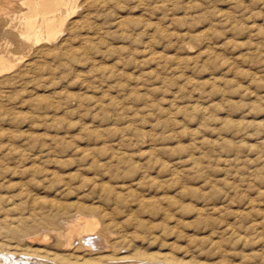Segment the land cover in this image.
<instances>
[{"label": "rangeland", "instance_id": "obj_1", "mask_svg": "<svg viewBox=\"0 0 264 264\" xmlns=\"http://www.w3.org/2000/svg\"><path fill=\"white\" fill-rule=\"evenodd\" d=\"M62 2L31 46L30 0H0V240L64 253L80 214L109 254L264 264V0Z\"/></svg>", "mask_w": 264, "mask_h": 264}, {"label": "bare ground", "instance_id": "obj_2", "mask_svg": "<svg viewBox=\"0 0 264 264\" xmlns=\"http://www.w3.org/2000/svg\"><path fill=\"white\" fill-rule=\"evenodd\" d=\"M63 4H64V2H62V0H58V1H54V0H30V9H29L30 13L26 15L24 28H22L20 34L18 35L20 40L23 41L25 44L31 45V46H37L40 44L46 45V43L49 44V42L51 43V41L54 39L56 33L59 31L61 25H63L62 22L60 21V17H59V12L62 11L61 10L62 6H65ZM87 7H89V6H87ZM65 13H66V11H65ZM62 20H63V18H62ZM58 33H60V32H58ZM7 66H8V63H7L6 59H4V57H0V74L5 72L6 70H8ZM172 176H175V175L173 174ZM46 179L47 178H45V180ZM142 179L143 178H141V180ZM136 184L139 185L140 183L136 182ZM99 186H98V188H99ZM104 186H102V187L105 191ZM124 186H125V184H124ZM118 196L121 197L120 195H118ZM116 197H117V195H116ZM139 202H140V200H139ZM55 204L53 206H55ZM66 204H68V203H66ZM140 205H141V203H140ZM48 206H49V203H48ZM68 206H70V205L68 204ZM17 207L19 208L18 205H17ZM55 208H56V206H55ZM78 208H79V206H78ZM88 208H89V206H88ZM141 208H142V205H141ZM57 209H58V207H57ZM76 209H77V206H76ZM85 210H87V208H85ZM5 211H7V210H5ZM61 211L64 214L66 212L68 213L67 207H62ZM77 212H78V210H77ZM7 216H5L6 217L5 221H8ZM91 217H93V218H91ZM91 217L90 218H87V217L82 218L80 216V214L79 215L77 214L74 217L75 221L70 222V223L68 222L67 224H65L66 225L65 234L60 235L61 238L64 239L65 249L63 250V252L65 254L59 253V252L58 253H53V252L51 253V252L45 251L44 249H42V250L41 249L19 250L15 247L10 246V244L8 245V243L6 244V241L2 242L0 240V260L3 259L1 254L5 253L7 255L6 257H8L7 258L8 260H6L4 262V264H198L195 262L186 261L185 257L179 258L176 254H172L173 252L161 254L158 256L153 252L150 253L148 251L141 250L138 247L135 250V252L133 253L132 257L124 256V255H121L119 253L117 254V253H115L116 251L112 254H109L110 250H108V248H111V247L107 246L105 244L107 242V240L105 238L106 235L103 232L99 231L98 222L94 219V216H91ZM64 218H66V217L64 216ZM20 219L21 220L19 221L18 225L16 227H13L11 231L15 236L18 237V238H15V239H18V241H20L19 239H21V238L23 240H25V238H28L32 241L31 243H34V241H36V240H40L37 237L34 238V236L37 234L36 233L37 231L47 228L48 226L52 225L53 222L55 221L54 219H50V218L44 219L43 218V219L37 220L35 225H29L26 222L28 219H26V220L22 219V218H20ZM53 226H55V225H53ZM84 241H86V242L92 241V243H91L92 245H89V246H93L94 243L97 246L99 244V247H100V244H103V245L105 244L106 246H103L102 249L100 248V251L101 250L102 251L99 254H97L96 257H94V256L91 257L94 254V252L92 253V250H91V252H88L84 255H79L77 252H71L70 251L71 250L70 247L72 244L75 243V245H76V242L82 243ZM10 243H13V242H10ZM79 245H81V244H79ZM83 245H86V244L83 243ZM96 245H95V247H96ZM30 247H32V246H30ZM95 247H91V249H93ZM96 248H98V247H96Z\"/></svg>", "mask_w": 264, "mask_h": 264}]
</instances>
